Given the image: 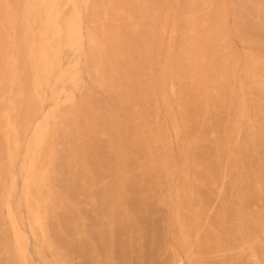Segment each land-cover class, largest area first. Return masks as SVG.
Here are the masks:
<instances>
[{
	"label": "rangeland",
	"instance_id": "374dc122",
	"mask_svg": "<svg viewBox=\"0 0 264 264\" xmlns=\"http://www.w3.org/2000/svg\"><path fill=\"white\" fill-rule=\"evenodd\" d=\"M0 264H264V0H0Z\"/></svg>",
	"mask_w": 264,
	"mask_h": 264
},
{
	"label": "bare ground",
	"instance_id": "6f19581e",
	"mask_svg": "<svg viewBox=\"0 0 264 264\" xmlns=\"http://www.w3.org/2000/svg\"><path fill=\"white\" fill-rule=\"evenodd\" d=\"M12 231V230H11Z\"/></svg>",
	"mask_w": 264,
	"mask_h": 264
}]
</instances>
